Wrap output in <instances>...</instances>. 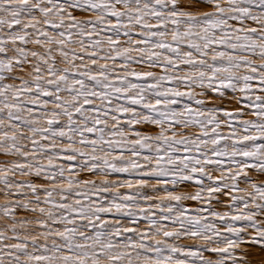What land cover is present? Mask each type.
<instances>
[{
	"label": "snow or ice",
	"instance_id": "1",
	"mask_svg": "<svg viewBox=\"0 0 264 264\" xmlns=\"http://www.w3.org/2000/svg\"><path fill=\"white\" fill-rule=\"evenodd\" d=\"M0 264H264V0H0Z\"/></svg>",
	"mask_w": 264,
	"mask_h": 264
}]
</instances>
